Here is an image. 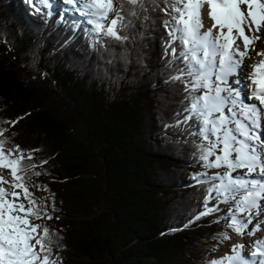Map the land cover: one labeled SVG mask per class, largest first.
I'll return each instance as SVG.
<instances>
[{"label": "trees", "instance_id": "1", "mask_svg": "<svg viewBox=\"0 0 264 264\" xmlns=\"http://www.w3.org/2000/svg\"><path fill=\"white\" fill-rule=\"evenodd\" d=\"M55 3L49 17L25 0H0V129L6 149L36 150L24 161L37 165L26 183L47 197L53 218L36 222L53 231L54 258L209 264L224 242L214 237L229 228L223 211L196 219L209 185L195 174L209 169L199 140L176 124L184 93L169 76L179 61L167 63L157 14L137 19L125 4L132 24L121 42L98 38Z\"/></svg>", "mask_w": 264, "mask_h": 264}, {"label": "snow or ice", "instance_id": "2", "mask_svg": "<svg viewBox=\"0 0 264 264\" xmlns=\"http://www.w3.org/2000/svg\"><path fill=\"white\" fill-rule=\"evenodd\" d=\"M64 2L92 25L89 30L98 38L121 42L129 39L121 35V29L132 24V20L124 23L125 4L131 6L128 15L137 19L149 21L150 13L157 14L167 37L163 45L170 57L167 63L179 61L177 74L169 76L170 81L180 82L184 93L183 107L177 113L182 119L176 124L186 126L187 135L199 140L195 146L202 167L223 170L195 174L198 183L209 185L204 190V211L196 219L224 211L226 227L235 233L243 236L247 231L255 236L260 232L264 223L259 219L264 216V48L257 50L256 44L264 43V0ZM25 3L37 13L52 15L50 0ZM204 15L211 21L207 28ZM252 53L261 59L256 61ZM246 58L252 63L245 65ZM241 69L250 71L242 73ZM7 131L0 129V264H58L53 256V231L36 222L53 218L47 197L37 198L26 183L29 171L37 165L24 161L32 160L36 150L25 156L19 145L6 149ZM213 200L216 203L209 207ZM221 204L228 205L227 209L222 210ZM249 225H253L251 230ZM214 238L231 240L227 231ZM247 243L252 249L247 255L245 245L236 243L230 245L231 254L211 259L209 264H264V236Z\"/></svg>", "mask_w": 264, "mask_h": 264}, {"label": "bare ground", "instance_id": "3", "mask_svg": "<svg viewBox=\"0 0 264 264\" xmlns=\"http://www.w3.org/2000/svg\"><path fill=\"white\" fill-rule=\"evenodd\" d=\"M203 20H204L205 28L209 27L210 24H211V21L208 19L207 15H204ZM261 35L264 36V32H262ZM261 48H264V43L258 41L257 44H256V49L259 50ZM252 55H253V57H254V59L256 61H259L261 59V57L255 56L254 53H252ZM250 63H252V60H249V59L246 58L245 59V65H248ZM245 71H250V69H241V72H245ZM235 78L236 77H233L232 79H235ZM241 79L243 80V77H241ZM242 86L243 85H241V87ZM262 126H264V122H262ZM262 138H264V136H262ZM5 175H6V172H5ZM259 219H261V218H259ZM253 223H256V221H253ZM261 227L264 228V223H261ZM262 236H264V232L260 231V232H257L255 236H249V235L245 236V237L239 236L238 239H237V236L235 235V233H233L232 236H231V240L229 242V247L232 244L240 243L242 241V239L244 240V245H248V243H247L248 241H252V240H255V239H260ZM244 254L247 255V253H244Z\"/></svg>", "mask_w": 264, "mask_h": 264}, {"label": "rangeland", "instance_id": "4", "mask_svg": "<svg viewBox=\"0 0 264 264\" xmlns=\"http://www.w3.org/2000/svg\"><path fill=\"white\" fill-rule=\"evenodd\" d=\"M53 1H60V2H64V0H53ZM50 3H51V0H50ZM65 3V2H64ZM77 15L79 16V17H81V18H83V20H84V17H82L80 14H78L77 13ZM68 65V64H67ZM243 73V72H242ZM103 74V76L104 77H106V75L104 74V73H102ZM243 77V76H242ZM217 171H223L222 169H209V174H211V173H213V172H217ZM239 171V170H238ZM6 175L8 176V178L9 179H11V177H10V175L6 172ZM234 175H235V173H234ZM227 207H228V205H225V204H221L220 205V208L222 209V210H226L227 209ZM223 214V216H224V213H222ZM221 214V215H222ZM261 219H262V221H264V216H262V217H260ZM222 220L224 221V222H226V220L222 217ZM221 220V221H222ZM253 221H256V220H253ZM255 223H253V225H254ZM253 225H249V230H251V228H252V226ZM261 231H263L264 232V228H262L261 227ZM233 233H235L232 229H228V234H229V236L231 237L232 236V234ZM235 235L237 236V239H238V237L239 236H241V235H239V234H237V233H235ZM245 236H248V234H247V231L245 232V235H243V237H245ZM242 237V236H241ZM236 239V238H235ZM240 241V240H239ZM229 242H230V240H225L223 243H222V245H221V247L218 249V252H217V255H216V258L218 259L220 256H222V255H224V254H231V250H230V247H229ZM238 242V241H237ZM240 244H244V240L242 239V241L240 242ZM250 250H252V249H250L249 248V246L248 245H245V248H244V253H248Z\"/></svg>", "mask_w": 264, "mask_h": 264}]
</instances>
